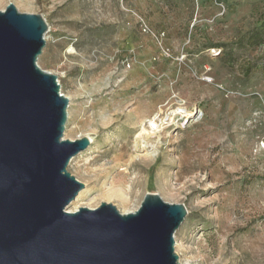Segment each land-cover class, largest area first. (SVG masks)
Instances as JSON below:
<instances>
[{"label": "rangeland", "instance_id": "374dc122", "mask_svg": "<svg viewBox=\"0 0 264 264\" xmlns=\"http://www.w3.org/2000/svg\"><path fill=\"white\" fill-rule=\"evenodd\" d=\"M9 3L47 25L37 65L69 100L64 139H91L69 209L157 194L187 212L180 264H264V0Z\"/></svg>", "mask_w": 264, "mask_h": 264}, {"label": "water", "instance_id": "95a60500", "mask_svg": "<svg viewBox=\"0 0 264 264\" xmlns=\"http://www.w3.org/2000/svg\"><path fill=\"white\" fill-rule=\"evenodd\" d=\"M46 31L40 15L0 11V264H180L181 204L148 193L127 214L68 211L84 185L67 167L90 141L64 139L69 100L37 65Z\"/></svg>", "mask_w": 264, "mask_h": 264}, {"label": "bare ground", "instance_id": "6f19581e", "mask_svg": "<svg viewBox=\"0 0 264 264\" xmlns=\"http://www.w3.org/2000/svg\"><path fill=\"white\" fill-rule=\"evenodd\" d=\"M162 124V123H161ZM149 132H146L145 130H144V133H146V134H148V136L150 135V134H153V132L154 131H158V129H159V125H158V122H156L155 120H153V121H150L149 122ZM161 129V128H160ZM159 132V131H158ZM89 141H91V139L89 140ZM146 144V143H145ZM149 146H151V145H149ZM146 148V147H145ZM152 149H153V147H152ZM70 208V207H69ZM68 208V211L69 212H75L76 210H78V209H69Z\"/></svg>", "mask_w": 264, "mask_h": 264}, {"label": "built area", "instance_id": "2783aa9c", "mask_svg": "<svg viewBox=\"0 0 264 264\" xmlns=\"http://www.w3.org/2000/svg\"><path fill=\"white\" fill-rule=\"evenodd\" d=\"M143 31H144V32L147 31V27H146V26L143 27ZM219 53H220V51H215L214 49L211 50V54H212V55H215V56H216V55H218ZM183 113H185V112H182V114H183ZM201 115H202V114H201ZM201 115H200V117H201ZM198 117H199V116H198ZM259 146H260L261 149L264 150V139L260 140V142H259Z\"/></svg>", "mask_w": 264, "mask_h": 264}]
</instances>
